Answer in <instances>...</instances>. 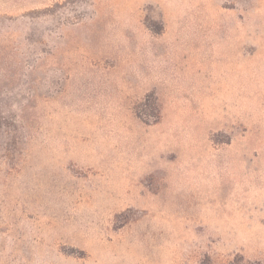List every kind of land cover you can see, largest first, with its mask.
Listing matches in <instances>:
<instances>
[{
	"label": "rangeland",
	"instance_id": "374dc122",
	"mask_svg": "<svg viewBox=\"0 0 264 264\" xmlns=\"http://www.w3.org/2000/svg\"><path fill=\"white\" fill-rule=\"evenodd\" d=\"M0 264H264V0H0Z\"/></svg>",
	"mask_w": 264,
	"mask_h": 264
}]
</instances>
